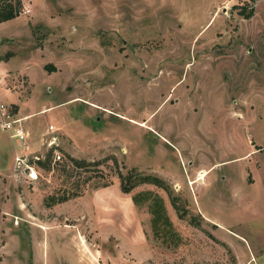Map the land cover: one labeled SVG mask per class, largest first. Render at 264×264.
Segmentation results:
<instances>
[{
    "label": "rangeland",
    "instance_id": "obj_1",
    "mask_svg": "<svg viewBox=\"0 0 264 264\" xmlns=\"http://www.w3.org/2000/svg\"><path fill=\"white\" fill-rule=\"evenodd\" d=\"M20 2L0 104L30 140L0 130V264H264V0Z\"/></svg>",
    "mask_w": 264,
    "mask_h": 264
},
{
    "label": "built area",
    "instance_id": "obj_2",
    "mask_svg": "<svg viewBox=\"0 0 264 264\" xmlns=\"http://www.w3.org/2000/svg\"><path fill=\"white\" fill-rule=\"evenodd\" d=\"M23 14H29L30 10L29 7H26L23 11ZM0 130L5 132L8 136V138L13 141L17 148L21 151H26L28 155L29 150V133L27 130L23 127L22 119L16 117L14 113H12L6 106L3 104H0ZM54 126L49 125L47 130V138H43L41 140L42 144L45 145V147L48 150H52V165H55L57 162L61 160V156L58 151H56V135ZM19 152V153H20ZM18 152L14 155V162L15 167L19 169L21 166H24L27 170H29V176L31 179L33 178V174H36L35 166L39 164L41 158L37 156H30L32 162L28 161V156L26 153L19 154Z\"/></svg>",
    "mask_w": 264,
    "mask_h": 264
},
{
    "label": "trees",
    "instance_id": "obj_3",
    "mask_svg": "<svg viewBox=\"0 0 264 264\" xmlns=\"http://www.w3.org/2000/svg\"><path fill=\"white\" fill-rule=\"evenodd\" d=\"M20 7H21L20 0H0V24L3 22H7V21H10L12 19H15L17 17L18 10ZM244 11L245 10L242 8V14L243 15H245ZM248 16H249V14H246V17H248ZM74 163L78 167H81V165H82L80 162H74ZM40 164H41V162H39V165ZM132 175H134V174H132ZM134 177L136 178L137 176L134 175ZM130 180H131V178H130ZM151 181L155 184H161V182L156 178L151 179ZM123 190H126V188H124Z\"/></svg>",
    "mask_w": 264,
    "mask_h": 264
},
{
    "label": "crops",
    "instance_id": "obj_4",
    "mask_svg": "<svg viewBox=\"0 0 264 264\" xmlns=\"http://www.w3.org/2000/svg\"><path fill=\"white\" fill-rule=\"evenodd\" d=\"M2 99H4V94L1 92V90H0V100H2ZM1 102V101H0ZM27 130V129H26ZM28 132V131H27ZM29 133V132H28ZM46 133H47V131H46ZM29 140H30V133H29ZM13 144H14V146L17 148V146H16V144L13 142ZM11 149H13V148H11ZM17 150H19L18 148H17ZM16 152H18V151H15V149H14V155H15V153ZM19 152H20V150H19Z\"/></svg>",
    "mask_w": 264,
    "mask_h": 264
},
{
    "label": "bare ground",
    "instance_id": "obj_5",
    "mask_svg": "<svg viewBox=\"0 0 264 264\" xmlns=\"http://www.w3.org/2000/svg\"><path fill=\"white\" fill-rule=\"evenodd\" d=\"M32 176H33V178H35V177H36V174H33ZM202 177H203V175H201V177H199L198 180H201ZM41 228L44 229L43 227H41ZM82 239H83V238H82ZM79 241H81V240L79 239ZM83 242H84V241H83ZM83 244H84V243H83Z\"/></svg>",
    "mask_w": 264,
    "mask_h": 264
}]
</instances>
